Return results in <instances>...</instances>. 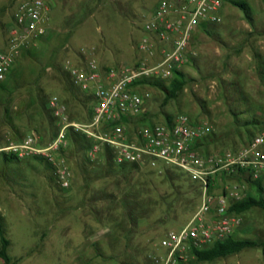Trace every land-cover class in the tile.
<instances>
[{"label":"rangeland","instance_id":"rangeland-1","mask_svg":"<svg viewBox=\"0 0 264 264\" xmlns=\"http://www.w3.org/2000/svg\"><path fill=\"white\" fill-rule=\"evenodd\" d=\"M44 1L51 5L49 29L34 46L33 54L19 57L1 83L4 89L0 90V146L29 133L35 134L40 145L54 137L55 123L51 127L33 103L40 90L46 98L56 95L62 100L70 120L86 123L91 98L76 91L73 95L68 93L61 75L46 67L49 55L56 54L59 65L80 49L100 67L116 68L141 61L144 54L137 50V44L146 36L143 19L158 0ZM240 1L250 9V22L237 7L224 0L220 21L208 26L211 33L205 34L198 28L193 34V62L181 69L186 84L176 99L163 105L160 89L140 86L139 91L150 95L144 102L146 115L127 120L124 127L128 132L138 126L163 123L166 115L182 114L192 124L206 123L210 127L206 141L198 148L202 154L234 150L255 134L257 129L246 121L251 117L264 119V3ZM13 2L0 0V49ZM49 33L51 40L44 43ZM210 137L212 140L208 141ZM78 160L70 155L64 158L70 184L62 189L52 166L50 169L33 158L4 162L0 156L1 226L8 240L6 253L10 260L14 264H148L153 255L161 252L155 245L160 236L166 230L182 227L190 215L160 224L143 220L137 235L125 245L121 238L107 236V228L98 223L102 212L110 206L102 191L116 195L124 183L97 180L84 189ZM162 167L139 166L134 177L146 178L150 171L160 175ZM182 179L186 185L190 183L184 176ZM235 181L243 183L244 193L256 196L245 180L231 177L222 180L217 176L209 192L218 193ZM159 191L169 193L165 184ZM95 197L101 200L94 201ZM200 202L199 189L195 210ZM176 205L180 207L181 203ZM233 235L264 241V211L254 207L243 213L241 225ZM202 264H264V247L246 248Z\"/></svg>","mask_w":264,"mask_h":264},{"label":"built area","instance_id":"built-area-1","mask_svg":"<svg viewBox=\"0 0 264 264\" xmlns=\"http://www.w3.org/2000/svg\"><path fill=\"white\" fill-rule=\"evenodd\" d=\"M223 0H158L144 16L142 30L146 36L137 44L144 58L132 65L100 67L80 49L73 58L62 60V69L71 84L91 98L88 122L70 120L65 104L50 95L46 108L55 121L54 137L38 144L34 133L19 142L0 146V153L16 159L38 158L54 168L60 188L70 184V171L60 156L65 148L68 129L92 139L87 152L93 159L103 147L112 152L115 164L134 163L157 169L169 166L182 172L200 188V205L186 223L166 230L156 241L161 252L151 257L152 264H195L191 251L222 242L241 225V216L228 212L229 205L244 196V185L235 181L218 192L207 190L208 182L220 172L235 174L245 170L251 180L264 182V121L250 140L234 150L202 154L195 147L209 132L206 123H190L178 114L170 123L138 126L130 133L122 119L130 120L144 113V102L150 95L131 84L141 78L168 80L175 70L194 56L191 41L202 23L220 21ZM51 5L44 0H14L5 24V40L0 49V82H2L24 49L34 47L49 29ZM264 112V107H263ZM150 242V239H147Z\"/></svg>","mask_w":264,"mask_h":264},{"label":"trees","instance_id":"trees-1","mask_svg":"<svg viewBox=\"0 0 264 264\" xmlns=\"http://www.w3.org/2000/svg\"><path fill=\"white\" fill-rule=\"evenodd\" d=\"M227 1L237 7L242 12L243 17L250 22V9L245 2L240 0ZM260 1L264 3V0ZM209 25V23H202L198 26V28L203 33L209 34L211 33L209 30L210 28L208 27ZM42 39L43 37H41L38 41H42ZM49 40H51V33L47 35L43 42L47 43ZM63 42L61 45H63ZM34 49L35 47L24 49L19 57L22 55L31 56L33 54L32 50ZM189 62H193V58H191ZM46 67L55 69V71L61 75L63 84L69 94L73 95L72 92L74 91L81 93L72 86L67 74L62 69L61 64L59 65L57 63L56 54L53 53L52 55H49ZM11 69L12 67L8 70L6 76L11 72ZM2 82H0V90L4 89V86L1 84ZM185 84L186 77L181 71L175 70L172 77L166 81L152 78H141L134 81L131 85H150L160 89L163 93L162 104L164 105L170 100L176 99ZM48 97L46 98V94L40 90L36 99L33 100V103L41 114L45 115L48 124L54 128L55 121L51 116L50 111L46 108ZM240 100L242 101L244 99L240 98ZM5 110L7 111V109ZM145 115V112L142 113L140 118H144ZM90 116L91 110L89 109V115L86 122L89 121ZM172 118L173 117L171 115H166L163 122L170 123ZM122 121L127 122L126 119H122ZM263 121L264 119L260 120L256 117H251L246 121V124L258 130ZM205 137L201 141L195 143L194 147L197 150L206 141ZM22 138L23 137H16L13 142H19ZM65 139L68 143V147L60 151V156L62 158H66V155H70L79 159L78 169L84 189H88L90 185L97 180H114L124 183L121 189L118 188L116 195L105 191H102L101 194L105 199L109 200L110 203V206L106 208V211L102 212V218L98 222L102 225V227L107 228V236L112 235L114 237L121 238L124 241V244L127 245L131 238L137 235L139 223L141 221L154 220L155 222L157 221L156 223L160 224L167 219H174L185 214L191 215L195 210L200 188L192 181L186 185V180L182 179V176L185 178L187 177L177 169L169 166H163L160 175H156L153 171H150L148 177L138 179L134 177V174L139 170V165L134 163L115 164L112 159L111 149L108 147L103 146L91 160L88 158L87 152L93 144L92 139L86 137L80 132H75L72 129H68L66 131ZM211 140V137L208 138V141ZM0 156L4 162H19V160L12 155L0 153ZM33 159L44 162L50 169H52L51 165L47 162L35 157ZM217 176L222 180H224L225 177L235 178L236 180H245L248 186L256 193V196H254L245 191L244 196L240 200L234 201L229 205V213L241 216L250 208L254 207L264 211L263 180H251L245 170H237L235 174L220 172ZM163 184L167 185L169 193L159 191V187ZM211 189L212 185L208 182L207 190L210 191ZM95 198L94 201L101 200L99 197ZM104 198L103 200H105ZM179 202L181 203L180 207L176 205L179 204ZM7 246L8 240L3 236L0 215V259L3 264H14L6 253ZM259 247H264V241L237 238L232 234L222 242H216L204 249L197 251L193 250L191 252L194 255L195 264H202L225 258L246 248ZM148 264H152L151 259L148 261Z\"/></svg>","mask_w":264,"mask_h":264},{"label":"crops","instance_id":"crops-1","mask_svg":"<svg viewBox=\"0 0 264 264\" xmlns=\"http://www.w3.org/2000/svg\"><path fill=\"white\" fill-rule=\"evenodd\" d=\"M262 150H264V147H262ZM234 233V232H233Z\"/></svg>","mask_w":264,"mask_h":264}]
</instances>
